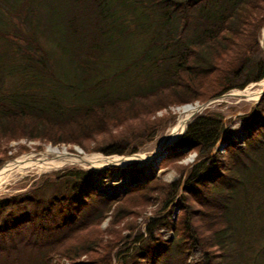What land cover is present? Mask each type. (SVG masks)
<instances>
[{"label":"trees","instance_id":"trees-1","mask_svg":"<svg viewBox=\"0 0 264 264\" xmlns=\"http://www.w3.org/2000/svg\"><path fill=\"white\" fill-rule=\"evenodd\" d=\"M263 28L264 0H0V148L139 153L171 107L264 79ZM241 119L237 144L223 112L194 117L161 161L176 182L77 167L0 197V264H264V94ZM115 171L131 185L112 198L99 187Z\"/></svg>","mask_w":264,"mask_h":264},{"label":"rangeland","instance_id":"rangeland-1","mask_svg":"<svg viewBox=\"0 0 264 264\" xmlns=\"http://www.w3.org/2000/svg\"><path fill=\"white\" fill-rule=\"evenodd\" d=\"M260 42L261 45L264 42V28L262 29L261 32ZM44 46L48 47V45L46 44H44ZM262 91L264 92V82H259L255 84H250L245 90H235L234 92L228 93L224 97L217 98L205 104L197 102L196 104L171 107L170 111L172 112V115L170 114V118L162 124L161 128L158 130L154 138L148 144H146L139 153H136L132 156L145 155L147 157H150L156 151L157 152L159 151L157 153L158 156L163 149L170 148L171 146L176 144L179 141V138L176 142L170 143L168 142L169 133L170 130L176 125L181 115V110L186 106L192 105L197 107L207 104L204 108H202L199 112H197L192 117V119L196 115L202 114V112L203 113L207 111L223 112L226 115V119L229 120L227 125L228 130L230 132L232 131L233 133L237 134V131H239L242 127L245 128V125L241 117L249 113L254 107V104H256L262 98L263 96V94H261ZM245 94H249L252 96L256 95V97L253 100H249L248 97L244 96ZM165 112L166 111L157 113V116H155L154 118H162L164 114H165L164 116H166ZM24 147L28 148V150L23 151L22 149ZM37 147H41V149L39 150ZM49 147L66 149L70 154L79 155V156L98 157L104 159L106 158L109 159L114 157H130V156H119V155L106 156L100 152L87 153L83 150V148H81L78 145L53 146L51 144H45L39 141H28L27 139H20V140L11 141L4 147L0 148V170L3 167H5L7 164L19 159L22 156L31 155L33 156L34 159H43V154L47 151ZM191 156L187 160H185V163L191 161L192 159ZM160 165L161 162L158 166L156 159V163L154 164L150 163L145 165L139 162H133L122 167L116 165H105L102 167L100 166L92 167L89 165H70L58 169H47V170H40L38 168L28 169L20 173L13 172L9 175L6 181H1L0 197H10L23 193L29 190L38 181V179L43 176L49 175L54 172L62 171L68 168H77V167L92 172L93 177L98 178L100 182L102 180L101 172L111 167H116L119 169H130V168H146V170L152 169L153 171H156L159 175H161L164 181L176 182L179 180L180 175L177 174L174 170H170V169L160 170ZM122 178L123 177H121L119 171H115L112 176L105 178L104 180L105 182L99 187V190L101 192L108 194L112 198L117 197L118 195L124 193L125 190L131 185V181H129V179L125 180ZM156 208L157 206H153V207L151 206L150 209H145L142 213L143 215L139 216L136 220L137 226L139 227V231H141V233H143L144 235H146V230L149 220L155 217L154 212ZM177 211L175 212L176 217L179 213V210ZM163 215H165V213L159 217H162ZM110 221H111V217H108L106 221H104V223L102 224L101 228L102 229L108 228ZM124 234L126 235L128 233L125 231ZM156 235L158 238H166V237H171V232L168 231V229H161L156 233ZM199 255H200L199 252H195L196 258L199 257ZM64 262L67 263L65 260ZM114 264H118V263L114 261Z\"/></svg>","mask_w":264,"mask_h":264},{"label":"bare ground","instance_id":"bare-ground-1","mask_svg":"<svg viewBox=\"0 0 264 264\" xmlns=\"http://www.w3.org/2000/svg\"><path fill=\"white\" fill-rule=\"evenodd\" d=\"M249 100L255 99V96L245 94ZM200 106H186L181 110V115L176 123V125L170 130L168 142L174 143L180 138V136L185 132L188 122L190 119L200 110ZM159 152V151H158ZM157 151L147 157L145 155H136L130 157H114L109 159L98 158V157H88L70 154L66 149L49 147L47 151L43 154V159H34L31 155L22 156L19 159L7 164L0 170V182L6 181L9 175L13 172H23L28 169H58L70 165H89L92 167H102L105 165H116L125 166L133 162H139L141 164H154L157 159Z\"/></svg>","mask_w":264,"mask_h":264},{"label":"water","instance_id":"water-1","mask_svg":"<svg viewBox=\"0 0 264 264\" xmlns=\"http://www.w3.org/2000/svg\"><path fill=\"white\" fill-rule=\"evenodd\" d=\"M262 48H263V50H264V44H263ZM263 93H264V92H263ZM183 135H184V134H183ZM167 149H168V148L163 149V150L160 152V154L157 156V163H158V166H159L161 160L165 157V154H166V152H167Z\"/></svg>","mask_w":264,"mask_h":264}]
</instances>
